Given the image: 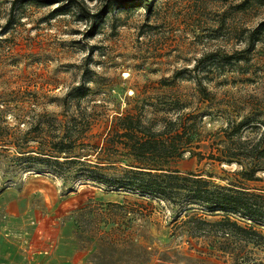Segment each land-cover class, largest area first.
Here are the masks:
<instances>
[{"label":"rangeland","instance_id":"obj_1","mask_svg":"<svg viewBox=\"0 0 264 264\" xmlns=\"http://www.w3.org/2000/svg\"><path fill=\"white\" fill-rule=\"evenodd\" d=\"M68 2L61 9L0 0V235L18 250L14 264H37L44 251L79 264H232L211 236L187 233L179 223L184 204L102 186L41 153L74 121H90L75 136L97 142L114 116L152 117L151 102L176 100L185 112H201L193 144H210L227 118L263 119L264 0H149L146 8L106 9L107 0ZM172 168L264 195V172L249 180L236 164L188 153ZM107 202L126 206L103 220L123 221L132 242L116 231L108 236L116 245L100 244L102 232L118 225L97 222L95 210L94 221L76 229L74 210ZM242 220L264 231L263 223ZM0 264L8 263L0 256Z\"/></svg>","mask_w":264,"mask_h":264},{"label":"trees","instance_id":"obj_2","mask_svg":"<svg viewBox=\"0 0 264 264\" xmlns=\"http://www.w3.org/2000/svg\"><path fill=\"white\" fill-rule=\"evenodd\" d=\"M31 1L42 6L56 4V8L61 9L72 3L68 2L70 0L66 3L64 0ZM110 5L146 8L149 0H107L103 8ZM162 85L168 84L164 82ZM160 103H150L154 111L150 118H145L143 112H126L112 117L97 142L93 141L92 134L83 135L81 140L75 136L79 125H82L79 133H87L90 121H74L71 129L55 134L49 144V153H39L51 156L55 165L69 170L70 174L80 172V175L102 186L157 196L172 204H184V214L179 223L189 235L211 236L214 249L230 256L232 264H264V255L256 256L257 252L264 253V231L242 220L264 224V195L214 185L201 174H183L172 168L188 153L198 160L206 158L220 164H236L243 177L255 179V174L264 172V118L256 117L255 113L227 118L225 127L214 133L210 144H193L197 134L194 119L202 113L185 112L186 105L176 100L162 101L161 106ZM159 110L164 111L158 114ZM196 148L203 152L195 151ZM120 159L124 164L117 163ZM73 166L78 169H72ZM92 211L96 212L95 217L98 216L97 222L118 225L102 232V236L97 238L100 244L116 245L115 238L108 237L116 231L119 237L132 242V238L123 234V221L117 224L114 218L103 220L105 215L125 213L124 204L107 202L102 207L101 204L88 203L74 210L72 222L77 230L94 221L95 217L89 216Z\"/></svg>","mask_w":264,"mask_h":264},{"label":"crops","instance_id":"obj_3","mask_svg":"<svg viewBox=\"0 0 264 264\" xmlns=\"http://www.w3.org/2000/svg\"><path fill=\"white\" fill-rule=\"evenodd\" d=\"M6 236H2V234L0 235V256L4 257L8 264H14L15 261H20L19 258H15V254L18 253V250L13 247L12 241ZM43 253L46 254H41L39 258V262L41 261L40 264H79L78 259L73 260L69 257H63L62 255L54 256L52 255V252L49 251H44Z\"/></svg>","mask_w":264,"mask_h":264}]
</instances>
